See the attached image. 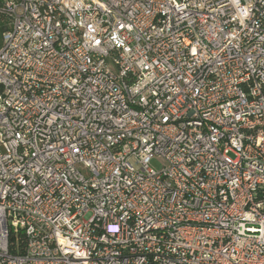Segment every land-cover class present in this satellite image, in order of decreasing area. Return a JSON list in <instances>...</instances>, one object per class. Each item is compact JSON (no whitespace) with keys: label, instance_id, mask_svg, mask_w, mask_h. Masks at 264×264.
Returning a JSON list of instances; mask_svg holds the SVG:
<instances>
[{"label":"built area","instance_id":"1","mask_svg":"<svg viewBox=\"0 0 264 264\" xmlns=\"http://www.w3.org/2000/svg\"><path fill=\"white\" fill-rule=\"evenodd\" d=\"M0 16V264H264V0Z\"/></svg>","mask_w":264,"mask_h":264},{"label":"trees","instance_id":"2","mask_svg":"<svg viewBox=\"0 0 264 264\" xmlns=\"http://www.w3.org/2000/svg\"><path fill=\"white\" fill-rule=\"evenodd\" d=\"M4 20H5V17L4 16H0V34L5 29V21Z\"/></svg>","mask_w":264,"mask_h":264},{"label":"rangeland","instance_id":"3","mask_svg":"<svg viewBox=\"0 0 264 264\" xmlns=\"http://www.w3.org/2000/svg\"><path fill=\"white\" fill-rule=\"evenodd\" d=\"M1 40H2V33L0 34V44H1ZM153 166L156 167V168H160L161 167V164L160 162H158L157 160H154L152 162Z\"/></svg>","mask_w":264,"mask_h":264}]
</instances>
